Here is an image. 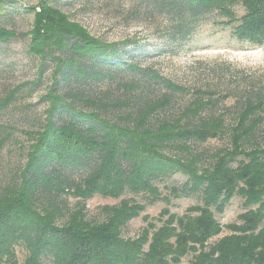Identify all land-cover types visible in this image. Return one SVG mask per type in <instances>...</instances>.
<instances>
[{
    "label": "trees",
    "instance_id": "16d2710c",
    "mask_svg": "<svg viewBox=\"0 0 264 264\" xmlns=\"http://www.w3.org/2000/svg\"><path fill=\"white\" fill-rule=\"evenodd\" d=\"M130 2L136 13L142 11V19H162L160 31L167 45L185 43L202 24L215 19L230 26L237 41L264 44V0ZM237 4L244 11L239 18L230 8ZM6 6H14L13 1L0 0V17L6 15ZM24 11L34 15L27 53L40 57L41 69L46 61L53 63V86L43 98L48 101L44 125L25 133L33 142L19 179L0 194V264H17V246L26 251L23 264H184L188 257L187 264H264V101L246 99L226 127V111L201 118L216 103L212 93L197 90L192 93L195 100L178 118L150 126L148 119L172 103V95L166 94L151 101L158 89L179 94L188 90L131 61L140 48L121 51L116 44L90 37L49 2L40 3L38 12L28 7ZM16 38L15 32L0 27V44ZM22 87L0 100V110ZM121 89L139 95L100 104L130 108L133 102L136 111L118 121L75 105V101L93 104L91 96L106 98ZM122 120L133 124H120ZM6 130L10 128L0 124V148L9 137L2 136ZM226 132L229 147L214 154L208 167H201L203 154L192 153L188 144H204ZM261 134L262 145L246 148ZM233 162H238L236 168ZM79 172L80 181H71V175ZM177 173L187 180L181 187L168 188L170 194H192L199 204L183 215L164 208L158 218L146 217L147 226L138 238L122 236L125 225L145 209L132 198L105 206L102 222L87 221L78 208L58 224L64 213L54 196L86 201L96 195L120 199L130 193L143 195L150 204L169 203L154 182ZM235 196L242 199L243 213L225 227L230 234L211 242L224 230L215 214H222Z\"/></svg>",
    "mask_w": 264,
    "mask_h": 264
},
{
    "label": "rangeland",
    "instance_id": "374dc122",
    "mask_svg": "<svg viewBox=\"0 0 264 264\" xmlns=\"http://www.w3.org/2000/svg\"><path fill=\"white\" fill-rule=\"evenodd\" d=\"M11 1L14 6H6L7 13L0 17V27L12 30L17 38L0 44V100L12 89L22 85L23 87L12 103L0 110V124L10 128L2 134V136L8 134L9 137L0 148V194L6 186L19 179V172L24 168L26 154L33 142L25 133L35 132L44 125L48 101L43 98L53 86V63L46 61L41 69L40 57L30 56L27 53L30 40L28 32L31 30L34 15L24 11V8H35V12H38L40 3L49 2L53 8L68 18L70 24L80 26L90 37L116 44L121 51L140 48L139 54H135L134 60L131 61L141 68L154 70L177 86L186 88L188 93L185 94L168 93L164 92V89L162 91L158 89L157 95L154 94L151 101H156L160 95L166 94L172 95V103L164 112L148 119L147 123L150 126L157 125L158 121L163 119L178 118L183 108L195 100L196 97L192 93L197 90L212 93L211 96L216 103L214 108L204 110L201 118L206 120L212 115L217 116L222 111H226L224 117L226 127L233 123L234 117L246 99L264 101V44L251 46L237 41L232 35L231 27L218 24L217 19L202 24L185 43L167 45L160 31L161 26L164 25L162 19H142V11H139L140 14L136 13L137 7L130 0ZM230 8L236 13L237 18L244 13L239 4ZM141 52L145 53L142 55ZM55 55L62 56L59 52H55ZM57 90L60 94H64L63 89ZM146 93L149 96V92ZM131 94L139 95L121 89L113 91L110 97L106 98L98 99V95L91 96L93 104L84 105L81 101H75V105L86 112L98 111L101 116L111 121H118L119 118H126L128 113L136 111L133 102L127 106L130 108L102 107L100 104L112 99L123 100ZM120 124L132 125L133 122L122 120ZM255 144H263L262 134L255 136L245 146L249 149ZM188 145L192 153L203 154L200 166L206 168L212 163L214 154L229 147L228 133L204 144L189 143ZM168 151L172 154H180L175 150ZM237 165L238 162H233L231 166L236 168ZM81 173L71 175V181L79 182ZM186 180V175L177 173L154 182L161 197H168L169 203L159 201L150 204L143 195L130 193H125L120 199L102 198L96 195L86 201H79L68 195H57L56 198L54 196L57 203L62 202L64 213L58 224L62 225L66 222L68 214L78 208L82 209L87 221L102 222L106 219L103 210L105 206H115L121 199L132 198L144 205L145 209L138 218L132 219L125 225L122 236L125 239L138 238L147 226L146 217L156 219L164 208L173 214L183 215L187 208L199 204L197 196L192 194H185L186 196L181 194L179 197L170 194L168 188L181 187ZM243 211L242 199L235 196L222 214H215L224 230L211 242L230 234L225 227L236 223L238 215ZM156 224L159 226L158 223ZM15 252L17 264H23L26 254L24 247L17 246ZM189 260L188 257L183 263L187 264Z\"/></svg>",
    "mask_w": 264,
    "mask_h": 264
}]
</instances>
